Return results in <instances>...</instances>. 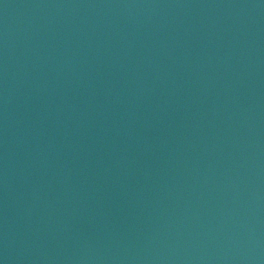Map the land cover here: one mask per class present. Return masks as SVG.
Wrapping results in <instances>:
<instances>
[{"label": "water", "instance_id": "obj_1", "mask_svg": "<svg viewBox=\"0 0 264 264\" xmlns=\"http://www.w3.org/2000/svg\"><path fill=\"white\" fill-rule=\"evenodd\" d=\"M0 264H264V0H0Z\"/></svg>", "mask_w": 264, "mask_h": 264}]
</instances>
